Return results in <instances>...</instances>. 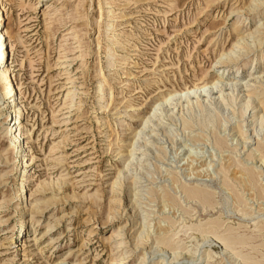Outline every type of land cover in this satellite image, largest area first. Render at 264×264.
<instances>
[{
	"label": "rangeland",
	"instance_id": "obj_1",
	"mask_svg": "<svg viewBox=\"0 0 264 264\" xmlns=\"http://www.w3.org/2000/svg\"><path fill=\"white\" fill-rule=\"evenodd\" d=\"M0 7L32 162L0 105V264H264V0Z\"/></svg>",
	"mask_w": 264,
	"mask_h": 264
},
{
	"label": "bare ground",
	"instance_id": "obj_2",
	"mask_svg": "<svg viewBox=\"0 0 264 264\" xmlns=\"http://www.w3.org/2000/svg\"><path fill=\"white\" fill-rule=\"evenodd\" d=\"M2 20H3V11L0 7V83L4 86H2L3 89H6L7 90V94L5 98L8 102V104H11V106L9 107V109L6 111L8 113H12L14 111L17 110V113L18 115H16V118L17 117H20L22 116V109L21 107L19 106V101H17V98H16V91H14V82L13 80H7L6 78L10 77V73H11V70L9 69V66H5L7 65L6 63V56H7V35L5 34V30H3L2 28ZM263 25V24H262ZM256 32V31H254ZM231 53V52H229ZM226 69H229V70H232L233 69V66H229L228 68ZM224 69V70H226ZM224 70H221L219 74L216 73L217 77L215 80L213 81H208L206 83H201L199 85H195L193 86L192 88H186V89H183L181 91H177V92H171V93H168L165 95L164 99H162L163 101L161 102H158L157 104H155V106H157L158 104H161V103H165L166 101H170V99H172L173 97L177 96L180 98V97H183V96H188L190 93L191 94H201V93H206L208 92L209 90H213V89H216V87L220 84H223V85H229L230 88H234L237 84L239 85V83H236V82H231V83H227L226 80L228 79H225L226 76H229L228 72L225 74L224 73ZM219 71V70H218ZM263 72V71H262ZM232 73V72H231ZM264 73V72H263ZM231 75V74H230ZM261 76V75H260ZM250 77V76H249ZM258 79V78H257ZM7 80V81H6ZM251 80V79H250ZM261 80V79H260ZM6 81V82H5ZM226 81V82H224ZM242 84V83H241ZM98 85H100V83H98ZM227 87V86H226ZM1 89V91L3 90ZM17 89V88H16ZM4 92V91H2ZM255 93V92H254ZM202 95V94H201ZM252 100V99H251ZM257 104H258V108L260 106V109L263 111V115H261L259 117L260 121L261 119H264V96L263 98H260L257 100ZM155 109V107H154ZM4 113V112H3ZM16 113V114H17ZM155 113V112H154ZM151 114V113H150ZM148 118L144 119V122L145 123L147 121ZM2 123V122H1ZM5 130V129H4ZM135 133H140V130L136 131ZM6 135V134H5ZM194 135V134H193ZM14 137V141H12V138ZM10 137V135L7 137V142H8V146L9 148H11L14 152V159L15 161H21L22 163L20 164L22 169L19 170L20 171V177H21V182L22 181H25L26 178H27V173L25 172V168L27 166H30L32 164V162L30 160H27L25 159L26 155L22 147V144H23V141L28 137V134L27 132H24L23 131V128L18 125V130L17 132H14L12 134V136ZM258 140V139H257ZM15 142H18V144H14ZM244 142V141H243ZM132 146V145H131ZM256 151H258L261 156L264 158V143L263 141L262 142H257V145L255 146V149ZM258 153V154H259ZM228 164V163H227ZM245 172H246V175H247V179L249 178L250 180H253L255 179L254 178V173L252 172V170H249V169H245ZM254 181V180H253ZM246 182V181H245ZM228 183V182H227ZM242 183V182H241ZM229 184V183H228ZM22 183H20V187H22ZM262 188V187H261ZM232 189V188H231ZM184 193L188 196V197H201L202 198H206L207 193L206 191L204 192L203 190H200L196 187H184ZM258 191V190H257ZM158 192V191H157ZM18 193L20 195H24L23 197H20L18 198L17 200L15 201H18V200H26V195H27V192L21 188L19 189ZM160 194V193H159ZM234 194V193H233ZM236 195V194H234ZM29 199V198H28ZM205 200V199H204ZM203 200V201H204ZM27 201V200H26ZM23 203V202H22ZM205 203V202H204ZM19 222V226L22 227L23 225L25 224H29V219H27V217H21L18 219ZM217 222V221H216ZM217 224V223H216ZM221 226V225H220ZM263 227V226H262ZM51 229V226L47 228V232H51L52 230ZM230 231V230H229ZM118 234L115 233L114 231H112L110 233V235L108 236V238H112L113 236H117ZM159 235V234H158ZM160 239V238H159ZM222 239V238H221ZM228 240V239H227ZM244 259V258H243ZM58 264H62V263H58ZM263 264V263H262Z\"/></svg>",
	"mask_w": 264,
	"mask_h": 264
},
{
	"label": "built area",
	"instance_id": "obj_3",
	"mask_svg": "<svg viewBox=\"0 0 264 264\" xmlns=\"http://www.w3.org/2000/svg\"><path fill=\"white\" fill-rule=\"evenodd\" d=\"M7 102L8 101L6 99H1L0 105L2 107V110L4 112L5 117L6 118H13L12 120L7 121V128L14 129V128L18 127V122L16 120L18 117L16 118V115H14V112H12V113L6 112L9 109V107L11 106V104H8ZM12 141H14V137L12 138ZM14 144L16 145V144H18V142H15Z\"/></svg>",
	"mask_w": 264,
	"mask_h": 264
}]
</instances>
